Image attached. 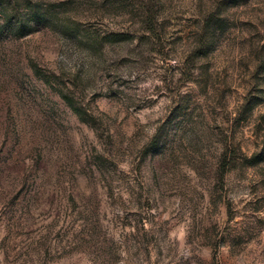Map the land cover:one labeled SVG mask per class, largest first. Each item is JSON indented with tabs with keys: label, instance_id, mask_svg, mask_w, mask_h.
Masks as SVG:
<instances>
[{
	"label": "rangeland",
	"instance_id": "obj_1",
	"mask_svg": "<svg viewBox=\"0 0 264 264\" xmlns=\"http://www.w3.org/2000/svg\"><path fill=\"white\" fill-rule=\"evenodd\" d=\"M0 264H264V0H0Z\"/></svg>",
	"mask_w": 264,
	"mask_h": 264
},
{
	"label": "trees",
	"instance_id": "obj_2",
	"mask_svg": "<svg viewBox=\"0 0 264 264\" xmlns=\"http://www.w3.org/2000/svg\"><path fill=\"white\" fill-rule=\"evenodd\" d=\"M65 98H66V96H65ZM67 100H68V98H67ZM76 109V108H75Z\"/></svg>",
	"mask_w": 264,
	"mask_h": 264
}]
</instances>
